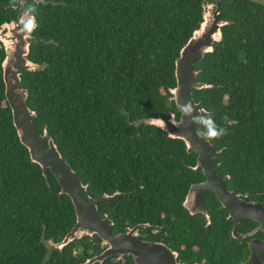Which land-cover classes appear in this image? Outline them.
I'll list each match as a JSON object with an SVG mask.
<instances>
[{"label":"trees","instance_id":"trees-1","mask_svg":"<svg viewBox=\"0 0 264 264\" xmlns=\"http://www.w3.org/2000/svg\"><path fill=\"white\" fill-rule=\"evenodd\" d=\"M207 1L38 0L28 55L38 67L21 75V88L36 113L34 124L46 129L90 196L118 193L98 204L114 232L148 223L141 238L155 241L156 224L169 228L173 247L183 244L181 264H236L246 249L231 239L223 215L212 212L218 206L213 195L207 228L198 216H189L185 225L175 217L168 227L202 175L200 169L178 174L183 142L142 122L171 114L178 119L169 93L174 62ZM219 11L227 22L222 40L195 65V80L212 87L194 90L193 97L227 129L209 141L222 150L223 173L232 177V186L264 193V3L221 0ZM16 15L12 0H0V26ZM4 55L0 44V264H81L104 246L96 236L62 251L47 244L71 230L74 209L18 139L4 95ZM193 157L188 155L189 164ZM102 264L135 263L113 256Z\"/></svg>","mask_w":264,"mask_h":264},{"label":"water","instance_id":"water-1","mask_svg":"<svg viewBox=\"0 0 264 264\" xmlns=\"http://www.w3.org/2000/svg\"><path fill=\"white\" fill-rule=\"evenodd\" d=\"M221 0H208L202 5V20L187 42L180 49L179 56L174 62L175 86L169 89L172 101L179 113L178 120L171 114L164 125L157 122L158 118L142 119V122L162 130L169 138L183 142L188 153L196 155L194 169H200L205 177L203 181L190 186L185 198L184 207L190 214L202 213L207 216L204 206L205 197L212 192L222 208L228 211V218L236 226L242 221H253L257 224L256 231L262 233L261 239H252L247 244V257L236 264H264V205L251 202L258 195H234L219 181L216 170L213 169L214 159L222 150L198 134V126L189 124L188 118L181 123L182 114L176 106V95L179 102L191 103L198 109H204L201 101L193 97L194 90H205L212 86L196 81L200 70L195 65L202 61L206 54L213 52V45L222 40V27L227 22L221 19L219 11ZM28 4L38 3V0H26ZM13 8L16 18L0 26V44L4 50V59L1 63L2 80L4 84L5 100L11 111L12 124L16 130L20 143L26 148L31 163L40 167L42 175L48 170L56 180L61 195H66L74 209L75 222L69 232L60 241L48 240L47 244L53 249L62 251L76 240L84 237L92 239L98 237L104 249L81 264H102L106 259L116 256L124 261L131 257L135 264H179L176 252L161 242L142 240L138 230L145 225L134 226L124 233L114 232L112 221L108 216L102 217L98 213V204L108 198L103 194L97 198L90 196L87 185L83 184L80 176L63 158L53 139H47L46 129L43 132L34 124L36 113L27 106L26 91L21 88V75L24 72L34 71L38 64L28 59L30 40L33 36L25 33L20 24L21 6L19 3ZM204 114V113H202ZM161 119V118H159ZM248 236V235H245Z\"/></svg>","mask_w":264,"mask_h":264},{"label":"flooded vegetation","instance_id":"flooded-vegetation-1","mask_svg":"<svg viewBox=\"0 0 264 264\" xmlns=\"http://www.w3.org/2000/svg\"><path fill=\"white\" fill-rule=\"evenodd\" d=\"M255 1H257V2H261V3H264V2H263L264 0H255ZM178 118H179V116H178ZM177 120H178V119H177ZM183 145H184V144H183ZM215 147H216V146H215ZM222 149H223V148H222ZM217 150H220V149H217ZM184 151H185V154H186V155H185V157H183V158H179V161H180V167H178V171H177V173H178V174H181L183 169H184V170H187V169H190V170H191V169H192V170H194V171H198L199 168L196 169V170L193 168V167L195 166V164H196V155H195L194 153H188V152L186 151V149H185V146H184ZM190 154H192V155L194 156V157H193V158H194V161H193L194 163H193V164H189V163H188V159H187V157H188V155H190ZM221 155H222V154H220L217 158L214 159V166H213V169L216 170L217 176L219 177V181H225L226 188H227L230 192H232L234 195H242V196L258 195V196H256L255 198L251 199V202L264 205V203L261 201V199H262V197H263V195H264L263 192L254 191L252 188H250V191H251V192H249V191L241 192V191L235 189V188L232 186V182H231V178H232V177H231L228 173H223V169H222L223 160L221 159ZM199 171H200V170H199ZM200 172H201V171H200ZM201 175H202V179H200L199 181H197V182H195V183H192L191 185L203 181L205 177L203 176L202 173H201ZM191 185H190V186H191ZM190 186H189V188H190ZM188 190H189V189H188ZM187 193H188V191H187ZM187 193H186V195H187ZM105 194H106V193H105ZM116 194H118V193H113V195H116ZM106 195L108 196V198L105 199V200H108V199H110V198L113 197L112 194H111L112 196H111V195H108V194H106ZM186 195H185L183 201L181 202V207H182L183 211H181L179 215L170 216L169 221H168V222H170V223L168 224V227H171V226H172L171 223H172L173 221H175V219H176L178 216H180V220H181V222H182L183 225L186 224L187 218H188L189 216H191V217H193V216H198V217H200L201 219H204V224H203V225H204L205 228H207V227L210 225V222H211V212H210L209 209L207 208V200H208V198H209L210 195H213L214 198H215V200H216L217 203H218V206L215 207V209H214L212 212H217V213H219L220 215H223V219H222V220H223L225 223H229V224H230V230H229V233H230V237H231V239H233V240H235V241H237V242H239L240 244H242V245L245 246L246 254H245V257L242 258L240 261L244 260V259L247 257V254H248V251H247V244H248V242H249L250 240H252V239H261V238H262V233L259 232V231H256V229H257V224H256L255 222H253V221H242V222H239V223L237 224V226H236L235 234L239 235L240 238H236V237H234V235H233V227H234L235 222H234V220H233L232 218H228V217H227V215H228V211H227L226 209H224V208L221 207V205H220V203H219L217 197H216L212 192H209V193L206 195V197H205V201H204V206H205V209H206L207 216H208L209 220H207L206 216L203 215L202 213H197V214H193V215L190 214V212L188 211V209H187L186 207H184V202H185ZM178 213H179V212H178ZM212 215H213V213H212ZM105 216H107V214L103 213V217H105ZM175 217H176V218H175ZM108 218H109V217H108ZM138 225H145L144 227H140L139 230H138L139 237L141 238V231H142V230L145 231V230H147V228H149V227H151V226H150L148 223H138V224H136L135 226H138ZM111 226H113V221H112ZM111 228H112V227H111ZM131 228H133V227H130V228H128L127 230H129V229H131ZM168 229H169V228H168ZM168 229H164V228H162V226H158V225L154 224V225L152 226V230H151V232H152V234H154V235H158V234H159L160 239L155 240V241H152V242L161 241V242H164L165 244H167L168 246H170V248L172 249V251L176 252V254H177V261L179 262V264H181L180 261H179V257H180V251H179V250H182V249L184 248V246H183V244H182V245H179V246H177V247H173V244H172V243H173V241H172V240H173V238H172L173 236H172L171 232L168 231ZM227 233H228L227 231H224V235H225V236L227 235ZM245 235H248V236H245ZM166 238H167L168 240H166ZM228 238H229V236H228ZM141 239H142V238H141ZM142 240H144V239H142ZM149 241H151V240H149Z\"/></svg>","mask_w":264,"mask_h":264},{"label":"clouds","instance_id":"clouds-1","mask_svg":"<svg viewBox=\"0 0 264 264\" xmlns=\"http://www.w3.org/2000/svg\"><path fill=\"white\" fill-rule=\"evenodd\" d=\"M19 3L21 6L20 24L22 30L31 34L38 27L35 18L36 7L35 3L28 4L26 0H12V5L15 7ZM176 106L182 114L181 123H184V118H188L189 124L198 126V134L206 140H214L223 137L227 129L217 125L211 113H206L203 109L196 108L191 101L185 102L183 105L179 102V95H176ZM204 113V114H202ZM157 122L164 125L162 119H157Z\"/></svg>","mask_w":264,"mask_h":264}]
</instances>
